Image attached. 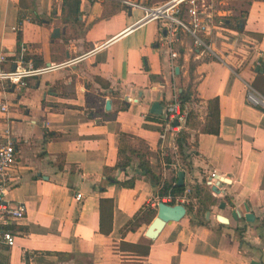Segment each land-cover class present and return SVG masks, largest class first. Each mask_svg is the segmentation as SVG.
<instances>
[{
    "label": "crops",
    "instance_id": "obj_1",
    "mask_svg": "<svg viewBox=\"0 0 264 264\" xmlns=\"http://www.w3.org/2000/svg\"><path fill=\"white\" fill-rule=\"evenodd\" d=\"M123 1L0 0L9 56L0 68L13 69L22 46L35 67L68 61L25 87L0 83V146L9 140L16 151L4 197L25 207L6 225L15 243L0 246V264H264V0H198L214 24L213 55L185 32L169 45L164 22L140 21L143 11ZM182 90L197 115L195 127L183 128L195 151L191 170L171 137L160 138L163 109ZM214 98L217 134L202 130ZM153 102L160 114L150 112ZM121 142L137 151L126 152L122 168ZM141 152L163 182H177L182 170L184 187H193L217 172L220 195L208 215L186 210L145 236L160 200L138 168Z\"/></svg>",
    "mask_w": 264,
    "mask_h": 264
},
{
    "label": "built area",
    "instance_id": "obj_2",
    "mask_svg": "<svg viewBox=\"0 0 264 264\" xmlns=\"http://www.w3.org/2000/svg\"><path fill=\"white\" fill-rule=\"evenodd\" d=\"M123 3L129 8H139L143 11V16L140 21H162L165 24V38L169 45L177 41L176 35L178 32L188 33L191 37L192 44L195 48L200 49L206 54L213 55L211 44L208 40L213 29V22L207 8L202 7L198 0H168L153 7H145L142 4L124 0ZM215 28V27H214ZM210 39V38H209ZM28 49L22 46L17 53L14 61L13 69L5 70L0 68V83H6L16 87H25L29 78L46 75L63 65L64 63H49L41 67H35L33 61L28 56ZM171 58L177 57V52L172 48L170 50ZM8 53L2 48L0 44V66L7 62ZM5 110V106L1 108ZM188 104L181 106L177 95L175 94L163 110V127L160 138L165 141L167 137H171L170 142L173 150L178 155V147L176 144V137L178 133L183 130L188 112ZM14 144L7 141L0 146V246L12 247L15 243L13 233L7 229L6 225L16 222L23 218L25 214V207L23 204H10L4 197L7 187L13 182L11 177V170L16 164V151ZM203 184L209 187L213 196L220 195L217 172L211 171L205 177ZM216 188L218 193L212 191ZM193 187L186 186L182 194L175 197V204H185L192 206L195 210L196 198L192 197ZM76 199L81 198L80 193H76ZM172 200L170 195L163 196L160 201L167 203ZM186 209V207H185ZM187 210V209H186Z\"/></svg>",
    "mask_w": 264,
    "mask_h": 264
},
{
    "label": "trees",
    "instance_id": "obj_3",
    "mask_svg": "<svg viewBox=\"0 0 264 264\" xmlns=\"http://www.w3.org/2000/svg\"><path fill=\"white\" fill-rule=\"evenodd\" d=\"M18 44L20 43V40L16 37ZM178 99L181 104V106H184L185 103L191 101V93L187 90H182L178 93ZM207 123L203 126L202 130L204 132H211L214 134L218 133V125H219V111H218V99L214 98L212 100H208L207 102ZM196 113L193 110L188 109L187 112V120L185 123V126L190 129L196 126ZM188 137L189 133L186 130H181L177 137H176V144L178 147V154L182 161L183 167H187L189 170H191V157L195 154L194 150H190L189 143H188ZM124 144H120L119 146V157L121 156L122 159L125 160V162L119 161L117 163V167H125L128 164V156H126V152L129 151V153H137L134 149H128L127 145L123 147ZM139 163L138 168L140 169V172L143 175H148L151 177L153 181L152 185L155 187H158L157 196L160 200L163 196L170 195L172 197V200L167 202V204L174 205L175 197L182 194L184 190V185L178 186L176 184V181L173 180L172 182H163L160 180L159 176L154 174L151 166L149 164V161L145 159V152L138 153ZM166 162H170V158L166 156L165 158ZM133 182L126 181L121 183L124 187H132ZM192 197L196 198V208L193 210L192 206L185 204V207L187 209L188 213H191V217L197 219L198 217H203L205 212L208 211L209 205L217 203V200L210 192V189L205 184H195L193 186V193ZM156 210H152L149 214V216L146 218V221H149L151 217L155 216Z\"/></svg>",
    "mask_w": 264,
    "mask_h": 264
},
{
    "label": "water",
    "instance_id": "obj_4",
    "mask_svg": "<svg viewBox=\"0 0 264 264\" xmlns=\"http://www.w3.org/2000/svg\"><path fill=\"white\" fill-rule=\"evenodd\" d=\"M54 32L57 35L58 29H55ZM177 69L178 68H176V70ZM110 104H111L110 100H106L105 102L106 110L110 109ZM160 109H161V105L159 104V102H153L150 107V112L153 114H160L161 113ZM183 175H184L183 171L179 170L178 178L176 182L178 186L183 185ZM212 191H214L215 193H218V190L216 188H212ZM220 206L224 207V202H220ZM245 211H246V214L243 216L245 218L244 220L249 221V222L253 221L254 216L252 213L249 212V208L247 206H245ZM185 213H186V209L182 204L170 205V204H167L161 201L158 202L156 216L153 218L151 223L148 225L145 231V236H147L150 239L155 238L157 234L159 233V231L167 223V221H178L185 215ZM206 215H208L207 212H206ZM232 215L234 218L240 217V215L238 214L236 210L232 212ZM217 219L220 222H227L226 221L227 219L223 217L222 215H218ZM251 264H260V263L252 261Z\"/></svg>",
    "mask_w": 264,
    "mask_h": 264
},
{
    "label": "rangeland",
    "instance_id": "obj_5",
    "mask_svg": "<svg viewBox=\"0 0 264 264\" xmlns=\"http://www.w3.org/2000/svg\"><path fill=\"white\" fill-rule=\"evenodd\" d=\"M216 38H217V39H219V40H222V39H220V38H221V36H219V37H216ZM216 38H215V39H216ZM192 148H193V147H190V150H192Z\"/></svg>",
    "mask_w": 264,
    "mask_h": 264
}]
</instances>
